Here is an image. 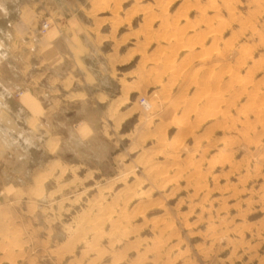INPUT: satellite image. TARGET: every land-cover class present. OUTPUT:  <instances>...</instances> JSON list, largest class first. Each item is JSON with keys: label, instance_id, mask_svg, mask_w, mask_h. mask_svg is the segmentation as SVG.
Wrapping results in <instances>:
<instances>
[{"label": "rangeland", "instance_id": "rangeland-1", "mask_svg": "<svg viewBox=\"0 0 264 264\" xmlns=\"http://www.w3.org/2000/svg\"><path fill=\"white\" fill-rule=\"evenodd\" d=\"M59 1L112 105L0 106V264H264V0Z\"/></svg>", "mask_w": 264, "mask_h": 264}, {"label": "crops", "instance_id": "crops-1", "mask_svg": "<svg viewBox=\"0 0 264 264\" xmlns=\"http://www.w3.org/2000/svg\"><path fill=\"white\" fill-rule=\"evenodd\" d=\"M17 2L16 19L0 22V106L6 109L4 115L15 122L10 106L18 105L28 114L26 122L30 124L43 121L41 117L54 108L61 114L70 111L68 116L77 115L78 109L67 108L76 107L78 101L110 107V95L99 88L96 69L90 64L98 31L82 17V6L76 2L62 5L59 0ZM9 11L0 0V19ZM43 19L53 23L41 37ZM8 63L16 66L14 71L5 70L3 64ZM17 91L22 93L16 96Z\"/></svg>", "mask_w": 264, "mask_h": 264}, {"label": "bare ground", "instance_id": "bare-ground-1", "mask_svg": "<svg viewBox=\"0 0 264 264\" xmlns=\"http://www.w3.org/2000/svg\"><path fill=\"white\" fill-rule=\"evenodd\" d=\"M227 1V0H226ZM226 4V3H225ZM209 6H212L213 4H212V1L211 2H209V4H208ZM207 5V6H208ZM228 7V6H227ZM229 8V7H228ZM210 9V8H209ZM223 17V16H222ZM222 17H218V20H217V23L219 24V26H221L220 24H222L223 22H224V20H223V18ZM232 17V16H231ZM174 23V22H173ZM171 24V23H170ZM224 24V23H223ZM210 26V25H209ZM211 26H213L212 24H211ZM210 26V27H211ZM216 27V26H215ZM210 29V28H209ZM208 29V30H209ZM212 31L214 30V29H211ZM211 30H209V32H211ZM217 30V29H216ZM173 32V31H172ZM208 32V31H207ZM220 33V32H219ZM212 34V33H211ZM221 36V35H220ZM167 37V36H166ZM174 38V37H173ZM199 39V38H198ZM177 40V39H176ZM177 43V42H176ZM179 43V42H178ZM208 49V48H207ZM203 55V54H202ZM205 55V54H204ZM243 59H245V58H247L246 57V55H244L243 57H242ZM202 59V58H201ZM167 65V64H166ZM229 66H230V64H229ZM169 67H171V66H169ZM181 69V68H180ZM145 71V70H144ZM229 73V72H228ZM211 77V76H210ZM192 78V77H191ZM215 78V77H214ZM174 79V78H173ZM190 79V78H189ZM192 80V79H191ZM194 83H195V81H193ZM204 83V82H203ZM203 83H201V85L203 84ZM205 85V84H204ZM210 85V84H209ZM208 85V86H209ZM207 86V85H206ZM259 86V85H258ZM210 87V86H209ZM204 90V89H203ZM208 90H209V88H208ZM198 92V91H197ZM199 93V92H198ZM197 94V93H196ZM216 94V93H215ZM213 95L214 97H213V99L216 101V102H219V100L222 102V100H221V97H220V95ZM212 98V97H211ZM211 100V99H210ZM212 102V101H211ZM210 102V103H211ZM220 102V103H221ZM228 102V101H227ZM213 103V102H212ZM143 105V104H142ZM259 105V104H258ZM144 106V105H143ZM185 107H187V106H185ZM210 107V106H209ZM146 108V107H145ZM258 108V107H257ZM187 109V108H186ZM209 109V108H208ZM251 109V108H250ZM209 111V110H208ZM210 111H211V108H210ZM251 111H252V109H251ZM264 111V106H260V108L258 109V111H256V112H258V113H261V112H263ZM185 112V111H184ZM244 112V111H243ZM228 114V113H227ZM257 115V114H256ZM260 115V114H259ZM198 116V115H197ZM226 116V115H225ZM224 116V117H225ZM227 117V116H226ZM175 127L177 128V129H179V131L181 130V129H183V128H185L186 127V125H185V123L182 121V120H178L176 123H175ZM181 132H177V133H175L172 137H171V140H170V142L172 143V144H176V143H178V142H180L181 141V139H182V136H181V134H180ZM55 147V146H54ZM178 159V158H177ZM149 195L148 194H141L140 196H139V201H145V200H149ZM95 224V223H94Z\"/></svg>", "mask_w": 264, "mask_h": 264}, {"label": "built area", "instance_id": "built-area-1", "mask_svg": "<svg viewBox=\"0 0 264 264\" xmlns=\"http://www.w3.org/2000/svg\"><path fill=\"white\" fill-rule=\"evenodd\" d=\"M49 27H50V22H48L47 20L43 21L41 24V30H40L42 34H45L48 31ZM141 104L147 105L146 100L142 99Z\"/></svg>", "mask_w": 264, "mask_h": 264}]
</instances>
